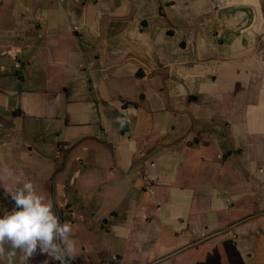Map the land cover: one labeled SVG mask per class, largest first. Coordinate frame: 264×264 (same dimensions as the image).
<instances>
[{
    "label": "crops",
    "instance_id": "1",
    "mask_svg": "<svg viewBox=\"0 0 264 264\" xmlns=\"http://www.w3.org/2000/svg\"><path fill=\"white\" fill-rule=\"evenodd\" d=\"M26 181L63 264H264V0H0V217Z\"/></svg>",
    "mask_w": 264,
    "mask_h": 264
},
{
    "label": "clouds",
    "instance_id": "2",
    "mask_svg": "<svg viewBox=\"0 0 264 264\" xmlns=\"http://www.w3.org/2000/svg\"><path fill=\"white\" fill-rule=\"evenodd\" d=\"M9 193L15 209L0 217V259L15 264L17 250L25 260L39 250L51 252L63 264L64 257L75 252L71 225L60 221L53 202L37 192L33 182L26 181Z\"/></svg>",
    "mask_w": 264,
    "mask_h": 264
}]
</instances>
